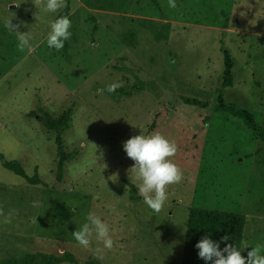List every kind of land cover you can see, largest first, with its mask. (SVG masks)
Instances as JSON below:
<instances>
[{
  "label": "rangeland",
  "instance_id": "rangeland-1",
  "mask_svg": "<svg viewBox=\"0 0 264 264\" xmlns=\"http://www.w3.org/2000/svg\"><path fill=\"white\" fill-rule=\"evenodd\" d=\"M175 2L65 0L45 13L35 0H0V152L41 181L0 163V260L68 253L73 264H181L192 207L243 216L242 244H264V141L215 109L221 95L264 128V0ZM60 16L71 37L57 51L46 41ZM8 19L29 32L33 52L18 50ZM221 46L233 60L227 87ZM115 82L122 87L109 93ZM66 112L58 145L41 118ZM157 132L177 145L170 159L183 172L159 213L123 150L132 136ZM90 212L110 225L112 250L74 240Z\"/></svg>",
  "mask_w": 264,
  "mask_h": 264
},
{
  "label": "clouds",
  "instance_id": "clouds-1",
  "mask_svg": "<svg viewBox=\"0 0 264 264\" xmlns=\"http://www.w3.org/2000/svg\"><path fill=\"white\" fill-rule=\"evenodd\" d=\"M36 5H42L45 13H56L65 7V0H35ZM170 8L176 7L175 0H168ZM12 19L5 21V27L17 33L18 50L23 52L27 49L29 53L35 49L30 43L31 35L29 32H20L19 25L13 24ZM71 20L67 16H60L50 23V31L47 34V46L59 51L63 48L64 42L71 37ZM122 87L119 82L111 83L107 86L109 93L115 92ZM101 89L100 92H103ZM123 150L134 164L130 170L135 174V179L139 181L138 191L144 203L156 213H159L167 200V187L178 184L183 179V172L170 158L177 153V145L174 141L168 140L160 133H153L148 136L136 135L123 143ZM15 211V210H13ZM0 215H4L0 208ZM11 213L5 219L10 222ZM74 240L79 246L89 248L93 237L102 243L103 248L112 250L114 240L111 235L110 225L104 222L100 216L90 212L86 217V222L72 232ZM225 242L223 248L220 242L213 241L209 236L201 238L196 245L198 257L211 264H264V244L257 243L250 246L246 241L241 247L233 243H227L229 236L220 238ZM251 248L247 255L243 256V249Z\"/></svg>",
  "mask_w": 264,
  "mask_h": 264
},
{
  "label": "trees",
  "instance_id": "trees-1",
  "mask_svg": "<svg viewBox=\"0 0 264 264\" xmlns=\"http://www.w3.org/2000/svg\"><path fill=\"white\" fill-rule=\"evenodd\" d=\"M222 28H225V25H223ZM220 50L223 56L222 87H227L232 78L233 60L228 51L222 46ZM184 101L186 104L195 107L204 108L207 106L205 102L196 99H184ZM217 103L218 104L215 107L217 111L226 113L228 116L241 121L250 130H257L260 138L264 141V128L258 127V123L253 114L243 108L225 104L221 95L217 97ZM69 120V112H66L59 120L52 119L47 113H45L41 118V121L46 128L56 131V140L58 145H60V133L67 128V122ZM0 163L5 170L24 179L28 184H41V181L36 173L31 177L27 176L18 161H5L1 152ZM244 225L245 222L243 216L233 212L202 207L190 208L187 216L181 264H211V262H205L200 259L198 257L199 250L194 247L204 236H209V238L213 241L220 242V247L223 248L225 246V242L221 241L220 238L227 235L230 239L227 243H233L236 246L241 247ZM61 262L73 264L74 258L70 254L65 253L60 258L50 254L44 256L24 255L0 260V264H59Z\"/></svg>",
  "mask_w": 264,
  "mask_h": 264
}]
</instances>
